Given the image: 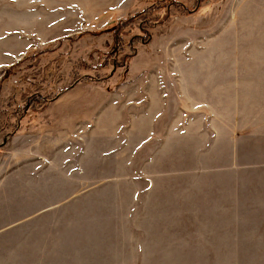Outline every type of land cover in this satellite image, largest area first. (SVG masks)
<instances>
[{"label":"rangeland","instance_id":"374dc122","mask_svg":"<svg viewBox=\"0 0 264 264\" xmlns=\"http://www.w3.org/2000/svg\"><path fill=\"white\" fill-rule=\"evenodd\" d=\"M150 1L0 0V119L67 88L0 132V264H264V0ZM122 19L148 44L68 87Z\"/></svg>","mask_w":264,"mask_h":264},{"label":"trees","instance_id":"16d2710c","mask_svg":"<svg viewBox=\"0 0 264 264\" xmlns=\"http://www.w3.org/2000/svg\"><path fill=\"white\" fill-rule=\"evenodd\" d=\"M155 3H157V0H151L145 9L139 10V13H145V11L149 9V7L152 8ZM166 3L167 4L164 6V10H167L166 7L169 4L177 5L185 9V4L181 0H166ZM187 11L190 12L191 9ZM155 28L156 22H151L150 20L146 19H143L142 23L138 24L137 26L129 23V19H122L116 23L106 26L104 31L108 30L111 39L109 50L101 54L98 64L92 65L85 61L77 60L75 62V66L72 68L75 72L76 78L72 80L68 87L80 81L87 82L96 80V77L93 75L95 70L106 71L107 73L104 78H97V80H105L112 73L124 67L127 62L136 54L137 43L142 45L148 44ZM81 35L82 33L76 34L77 37ZM35 54L36 53L25 54L21 59L28 58L31 60L36 56ZM66 89L67 88H61L58 91H54L50 98L38 93H34L24 100H17L13 98L10 100V102L8 101L3 110V117L0 119V132L2 133L1 137H3V139H7L16 133H19L21 120L28 111L36 113L42 110ZM40 102L42 105H38Z\"/></svg>","mask_w":264,"mask_h":264},{"label":"crops","instance_id":"0c3cea01","mask_svg":"<svg viewBox=\"0 0 264 264\" xmlns=\"http://www.w3.org/2000/svg\"><path fill=\"white\" fill-rule=\"evenodd\" d=\"M214 48H216L215 46H214ZM130 61V60H129ZM214 65L215 66H213V68H218L219 66H221V65H223L224 67H226L227 66V63H221L220 62V60H218V62L216 63V60H214ZM208 65H211V64H208ZM209 67V66H208ZM222 67V66H221ZM213 72H215V70L213 71ZM235 73H238V71H237V69H232V68H227V69H223L222 70V77H224L223 78V80H214V82H213V85L211 86L212 88H215L216 87V83H220V84H223L222 86H224V88H225V85L228 83V84H231V82H232V80H228L227 78L228 77H231V76H234V77H237L238 75L237 74H235ZM181 75L183 76V74L181 73ZM180 75V76H181ZM230 79V78H229ZM180 82H178V86L180 87L181 86V84H182V81H181V79L179 80ZM165 82H166V80H165ZM222 82V83H221ZM177 85V84H176ZM178 86H177V88H178ZM225 92H222V93H220V94H210L209 92L207 93V95L205 96V98L208 100V101H214V100H217V99H220V98H222L223 100H227L229 97H232L233 96V94H231V93H229L228 91H226V90H224ZM135 93L136 94H138V92L137 91H135ZM158 93L160 94V90L158 91ZM61 94V93H60ZM59 94V95H60ZM170 93H169V91L167 92V91H163V92H161V100L163 101L162 102V104H160L161 106H164L167 102H168V99H169V97H170ZM57 98V97H56ZM55 98V99H56ZM158 98H159V95L155 92V95L153 96V94L151 93L150 94V102L152 103V104H154L155 106L157 105L158 106V103H157V101H158ZM201 98V97H200ZM148 99V98H147ZM78 121V120H77ZM84 128V127H83ZM72 132H73V128L71 127H64V138H63V140H65V142L66 141H69V144H70V142H71V134H72ZM55 136H52V135H50L49 136V139L50 140H52L53 138H54ZM67 139V140H66ZM71 145V144H70Z\"/></svg>","mask_w":264,"mask_h":264}]
</instances>
